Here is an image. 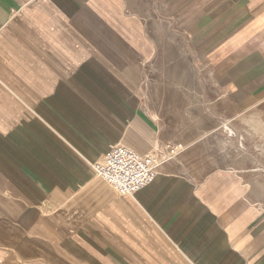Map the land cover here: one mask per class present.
Returning a JSON list of instances; mask_svg holds the SVG:
<instances>
[{
  "label": "crops",
  "instance_id": "1",
  "mask_svg": "<svg viewBox=\"0 0 264 264\" xmlns=\"http://www.w3.org/2000/svg\"><path fill=\"white\" fill-rule=\"evenodd\" d=\"M160 21L227 116L264 123V0H0V264H264L234 142L176 119L203 113L164 76ZM114 146L160 156L157 179L121 196L94 176Z\"/></svg>",
  "mask_w": 264,
  "mask_h": 264
},
{
  "label": "rangeland",
  "instance_id": "2",
  "mask_svg": "<svg viewBox=\"0 0 264 264\" xmlns=\"http://www.w3.org/2000/svg\"><path fill=\"white\" fill-rule=\"evenodd\" d=\"M156 3L158 0H155ZM165 25V27H164ZM157 27H159L156 30L157 38L159 41L157 42L158 45H168L171 46V48H175V52L177 51V44H179L181 47L187 48V46L190 45V43L185 40V38L175 35L172 32L169 31L168 29V23L166 21H160L157 24ZM160 28H165L166 31L169 33V37L172 38L171 41L170 39L166 38L164 30L161 31ZM163 32V33H162ZM159 35V36H158ZM162 37V38H161ZM164 38V39H163ZM166 38V40H165ZM163 40V41H162ZM163 42V43H161ZM172 42V43H171ZM175 44V45H174ZM175 46V47H174ZM170 48V49H171ZM183 49V48H182ZM187 51V49H184ZM189 52V51H187ZM171 54V53H170ZM188 59L193 62L195 65L197 72L199 73L198 76L194 82L192 80L189 87V84H183L181 79L179 80L176 77H173L177 80V83L173 85L174 88H176L177 91L180 90L181 93H185L187 96V105H195L197 103V107L199 109H202L203 116H197L196 118L194 116L189 117H179L176 118L178 119L179 124L183 123H188V124H199L202 126H211V128L216 129L215 132L212 134H208L207 138L210 136V139L214 141L213 145H216L217 139L218 141H225V136L222 133V123H227L230 128H232L234 132V136L232 138V141L234 142V151L230 152L229 154H223L220 152L219 156L220 157H228L229 164L224 165V169L226 171H230V173H235L239 178H240V184L244 186L245 188L250 187L251 192H257V188H255V182L258 179L259 176L262 177L264 180V157L260 155V152L255 150L256 143L257 144H262L263 142L259 139V137L253 134V132L248 128L243 125L241 118L243 117H249L250 115L254 114L252 112L244 113V114H235L234 118H231L230 116L226 115V102L223 100V94L219 92L218 88L215 87V85L212 83V73L206 68L205 65H201L199 62L195 61L194 58H191V53L189 52ZM174 64L173 58L171 59L170 66ZM183 66L185 67L186 64L184 63ZM210 74V75H207ZM164 75V74H163ZM166 78H172L168 75H164ZM214 76V75H213ZM193 83V84H192ZM197 84V89L196 91L193 90L192 87H194ZM201 88V106H200V101L195 100L199 96L200 88ZM199 88V90H198ZM189 95V96H188ZM195 95V96H194ZM191 97V98H190ZM193 99V100H192ZM189 100V101H188ZM196 101V103H195ZM174 106L178 105V101H173ZM194 113H196L194 111ZM198 113V112H197ZM172 120L175 118H171ZM225 119V120H224ZM231 120L228 122V120ZM221 123V124H220ZM248 133H247V132ZM252 133V135H251ZM242 134V135H240ZM205 135V134H204ZM251 135V136H250ZM242 137L244 138L242 141L243 147L239 144V138ZM223 140H222V139ZM239 144V145H238ZM246 146V147H245ZM244 149V150H243ZM215 152V149H214ZM257 152V153H256ZM259 155V156H258ZM218 156V161L220 160V163L216 167V169H221L222 164H221V159ZM261 156V157H260ZM247 157V159H246ZM260 174V175H259ZM252 184V186H250ZM248 197V196H247ZM251 202L256 204V201L253 198H250Z\"/></svg>",
  "mask_w": 264,
  "mask_h": 264
},
{
  "label": "built area",
  "instance_id": "3",
  "mask_svg": "<svg viewBox=\"0 0 264 264\" xmlns=\"http://www.w3.org/2000/svg\"><path fill=\"white\" fill-rule=\"evenodd\" d=\"M162 161L156 154H141L132 148L114 146L101 161L90 167L94 176L118 194L131 196L157 179Z\"/></svg>",
  "mask_w": 264,
  "mask_h": 264
},
{
  "label": "bare ground",
  "instance_id": "4",
  "mask_svg": "<svg viewBox=\"0 0 264 264\" xmlns=\"http://www.w3.org/2000/svg\"><path fill=\"white\" fill-rule=\"evenodd\" d=\"M164 27H165V25H164ZM160 29H161V31L164 30L166 38H168V39L172 38V37H169V33L166 31L165 28H160ZM166 38H165V40H166ZM172 39L174 40V38H172ZM158 41H159V39H158ZM170 41H171V39H170ZM161 43H163V42H161ZM171 46H170V48H171ZM176 46H177L176 47L177 51L175 52L174 51L175 48H172V49H170V53L171 54L169 53L171 58H173L174 64L172 66L166 65L164 71H165L166 75L168 74L170 77H176L178 79L180 78L182 83L184 85L185 84L187 85V84L191 83L192 80H194L197 77H199L198 76L199 73L197 72V69H196L195 65L193 64V62L188 59V56H189V52H187L188 50L186 51V50L182 49V47L179 44H177ZM184 63L186 64L185 67L183 66ZM207 75H210V74H207ZM194 82H195V80H194ZM194 84H196V83H194ZM191 86L192 85L189 84V87H191ZM192 88H193L194 91H196L197 84L194 87H192ZM199 88H198V90H199ZM195 103H196V101H195ZM241 121H242L243 125H245V127H248L253 132V134L256 135V137L258 136L259 139L263 142L262 144H257L256 143L255 150L260 152V155L264 157V123L261 121V119L256 114H252L249 117H243V118H241ZM222 133L225 136V139H226L225 141L232 142V138L233 137L235 138L232 128H230L229 125L227 123H225V122L222 123ZM240 135H242V134H240ZM251 135H252V133H251ZM243 139L244 138H242V137L239 138V140H240L239 144L241 145V147H243V144H242ZM223 153H225V152H223ZM246 159H247V157H246ZM224 165H225V163H224ZM254 184H255L254 185L255 188H257L256 189L257 192H252L251 198H253L256 201V205H258L262 209V211H264V180L262 179L261 176H259ZM250 186H252V184Z\"/></svg>",
  "mask_w": 264,
  "mask_h": 264
}]
</instances>
